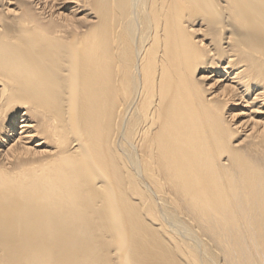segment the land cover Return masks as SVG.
Here are the masks:
<instances>
[{
  "label": "bare ground",
  "instance_id": "obj_1",
  "mask_svg": "<svg viewBox=\"0 0 264 264\" xmlns=\"http://www.w3.org/2000/svg\"><path fill=\"white\" fill-rule=\"evenodd\" d=\"M0 264H264V0H0Z\"/></svg>",
  "mask_w": 264,
  "mask_h": 264
}]
</instances>
